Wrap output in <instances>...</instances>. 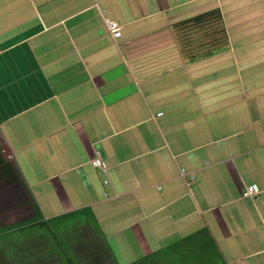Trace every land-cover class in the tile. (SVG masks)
Returning <instances> with one entry per match:
<instances>
[{
	"label": "crops",
	"instance_id": "crops-1",
	"mask_svg": "<svg viewBox=\"0 0 264 264\" xmlns=\"http://www.w3.org/2000/svg\"><path fill=\"white\" fill-rule=\"evenodd\" d=\"M212 9L228 42L182 46ZM0 142L43 217L89 210L119 264L199 232L264 264V0H0Z\"/></svg>",
	"mask_w": 264,
	"mask_h": 264
},
{
	"label": "trees",
	"instance_id": "trees-1",
	"mask_svg": "<svg viewBox=\"0 0 264 264\" xmlns=\"http://www.w3.org/2000/svg\"><path fill=\"white\" fill-rule=\"evenodd\" d=\"M193 51L210 49L228 42L219 9H212L173 25ZM184 30L203 34L201 42L184 36ZM13 187L19 200L8 201L3 213L21 209L25 217L0 220V264H119L93 214L80 209L44 218L17 164L4 152L0 142V199ZM129 264H225L207 233L185 237Z\"/></svg>",
	"mask_w": 264,
	"mask_h": 264
},
{
	"label": "rangeland",
	"instance_id": "rangeland-1",
	"mask_svg": "<svg viewBox=\"0 0 264 264\" xmlns=\"http://www.w3.org/2000/svg\"><path fill=\"white\" fill-rule=\"evenodd\" d=\"M184 36H189V38L193 41V42H198V41H202L203 39V34L201 31H197V30H184L183 32ZM180 44L182 46H184V38L180 37L179 40ZM19 189L18 187H13L8 189L4 195L1 197L0 199V208L8 205V201L10 200H14L15 202H17L19 200ZM26 213L24 211H22L21 209H16L15 211H11V212H7V213H3L0 215V220H5L6 222H9V220H13V219H17V218H23L25 217Z\"/></svg>",
	"mask_w": 264,
	"mask_h": 264
},
{
	"label": "built area",
	"instance_id": "built-area-1",
	"mask_svg": "<svg viewBox=\"0 0 264 264\" xmlns=\"http://www.w3.org/2000/svg\"><path fill=\"white\" fill-rule=\"evenodd\" d=\"M110 27L114 32L117 31V25L115 23H110ZM8 157H10V155H8ZM92 163L96 166H99V165H101V160L99 158H95L92 160ZM255 192H256L255 186L249 185L243 191L242 195L245 197L252 196L253 194H255Z\"/></svg>",
	"mask_w": 264,
	"mask_h": 264
}]
</instances>
